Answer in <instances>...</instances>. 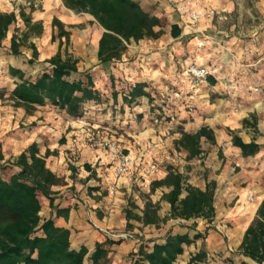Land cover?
I'll list each match as a JSON object with an SVG mask.
<instances>
[{
    "label": "crops",
    "instance_id": "0c3cea01",
    "mask_svg": "<svg viewBox=\"0 0 264 264\" xmlns=\"http://www.w3.org/2000/svg\"><path fill=\"white\" fill-rule=\"evenodd\" d=\"M136 1L149 14L160 20L165 18L169 28L173 23L182 27L177 12L179 4L199 11H204L208 5L223 6L227 13L237 5L236 0H214L210 3L206 0ZM254 1L262 17L257 26L245 27L237 23L227 31L217 28L208 18H201L196 23L199 30L209 32L214 37V44L197 48L190 35L181 30L178 37L169 36L170 41L160 37L131 41L120 60L101 64L96 52L103 29L91 15L65 7L62 0H0L1 12L14 11L18 14L19 10H23L32 23H40L42 27L41 34L30 35L19 48V54L13 55L9 50L10 37L25 30L24 23L18 18L17 23L9 27L0 47V90H7V93H0V177L7 179L17 170L12 164L13 160L32 143L36 144L40 156L49 152L45 164L61 179L60 184L51 187L53 204L67 208L68 214L66 218L55 217L54 210L48 207L47 200L43 198L40 215L55 217L57 225L70 230L72 249L87 248L86 264H89L88 256L95 244L103 242L107 232L113 233L112 226H117V219L121 221L120 232L134 233L140 241L125 239L106 246L109 249V264H132L135 257L131 258V254L136 252L139 244L148 242L151 245L163 241L162 236L171 224H161L157 228L153 224L143 226L130 221L132 227L127 228L124 210L130 206L122 204L125 197L131 198L130 203L137 207L133 212L141 214L145 201L159 202L158 216L168 215L169 204L160 200L167 189L158 187L150 190L151 182L162 178L167 166L145 184H141V179L136 184L131 183L128 181L129 174L117 176L116 158L94 148L89 141L87 125L91 123L113 127V139L125 152L137 153L146 149V137L156 141L155 135L148 133L150 128L143 127L148 119H153L149 114L153 104H149L145 97L130 106L123 104L121 98L114 100L109 93L111 79L115 83L121 82V85L146 82L160 95L168 94L169 103L174 104L167 111L171 116L169 124H180L187 132H194L202 126L213 131L214 143L201 140L202 153L192 159L193 165L186 159L183 166L171 165L186 175L187 182L193 186L204 188L207 181L215 182V214L211 222L194 219L182 221L183 226L173 227L172 233H205L190 245L183 246V253L174 264H257L237 251L246 227L264 198V0ZM53 18L69 31L71 50L63 37H57V28L52 26ZM89 38L91 55L83 49ZM155 41L160 45L153 46L152 42ZM172 41L163 51L161 44ZM60 43L61 52L66 47L67 52L78 60V72H90L102 100L85 103L79 118L68 117L48 103L36 106L30 114L21 107H14L8 96L18 79L11 75L9 68L20 70L25 78L48 72L45 61L55 54ZM181 43L186 44L182 46ZM30 44L35 46L38 53L32 63L28 62L32 57ZM141 46L153 48V51L146 55H135V48ZM170 61L174 67L168 68L165 63ZM190 63L206 66L209 76L198 84H192L185 71ZM176 64L181 68L178 69ZM74 75L70 77L71 80ZM158 99L159 96L153 102H160L161 99ZM140 127L143 129L141 132ZM134 128H139L137 134ZM175 135L173 139L179 136L178 133ZM232 135L243 143L258 145L257 152L243 156L240 148L232 144ZM150 149L154 153L161 152L158 144H153ZM146 160L152 158L146 157ZM137 171L138 168L134 166L129 172L137 174ZM248 193L253 195L251 201L246 199ZM191 223L195 224V230L188 229ZM201 250H205L206 259L203 262H189L190 256Z\"/></svg>",
    "mask_w": 264,
    "mask_h": 264
},
{
    "label": "trees",
    "instance_id": "16d2710c",
    "mask_svg": "<svg viewBox=\"0 0 264 264\" xmlns=\"http://www.w3.org/2000/svg\"><path fill=\"white\" fill-rule=\"evenodd\" d=\"M65 7L91 15L95 22L103 29L97 44L96 56L99 63H110L121 59L131 42L142 39H157L162 31L160 18L144 11L136 0H62ZM18 18L25 25V30L20 34H12L9 50L11 54H19L30 35H39L42 32L40 23H32L23 10L18 14L14 11H0V47L11 25L17 23ZM52 26L57 28V37L69 41V31L62 24L52 19ZM181 34L178 24H171L169 35L176 38ZM54 39V36H52ZM58 50L45 62L49 71L37 77H24L20 70L9 68L11 75L18 81L8 98L13 101L14 107H21L27 114L32 113L36 106L46 103L63 111L68 117L79 118L83 113V105L87 102H99L101 94L97 91L93 77L85 72L83 79H70L78 72V60L67 52V49ZM33 59L37 58V51L33 44L29 45ZM209 76V75H208ZM207 76V77H208ZM206 77V78H207ZM191 80V78L189 79ZM110 95L116 100L121 98L122 103L128 106L136 104L141 97L147 98L152 104L158 98L159 92L146 82L134 84H114L111 79ZM195 85V84H194ZM149 87V88H148ZM174 104L170 103L167 109L157 105V111L163 118H167V111ZM155 110L150 109V114ZM104 126V125H103ZM106 126V125H105ZM178 138L173 140L177 151L185 153L186 160H192L201 155V140L214 143L212 129L202 126L194 132H187L182 125H175ZM231 142L239 147L243 156L253 155L258 150V145L253 142L243 143L237 136L232 135ZM45 152L38 154L36 144L32 143L14 160L13 166L17 170L7 179L0 177V264H86L87 248L82 246L78 250L70 247V230L57 225L55 217L66 218L67 208H59L53 204L51 187L60 184L61 179L46 166ZM165 187L160 200L169 204V213L159 217V202L145 201L141 214L133 212L137 209L131 204V209L124 210L125 226L131 228L130 221H136L143 226L153 224L157 228L167 225L168 230L162 236L163 241L153 242L151 245L140 243L132 264H174L177 257L183 253V246H188L196 239L203 237L200 232L190 235L188 232L172 233L176 225L183 226L182 221L202 219L210 223L214 217V190L215 182L210 180L204 188L193 186L187 182V176L171 166L166 167V174L151 182L150 190ZM48 202V207L54 210L55 217H42L41 200ZM195 224L189 225V230H195ZM129 233L130 239H139L134 233ZM125 240L117 235L106 233V239L96 243L94 250L88 256L89 264H109L108 253L113 243ZM140 240H138L139 242ZM237 251L250 258L257 264H264V198L258 205L255 215L246 227ZM206 259L205 250L198 251L189 258V262H203Z\"/></svg>",
    "mask_w": 264,
    "mask_h": 264
},
{
    "label": "built area",
    "instance_id": "2783aa9c",
    "mask_svg": "<svg viewBox=\"0 0 264 264\" xmlns=\"http://www.w3.org/2000/svg\"><path fill=\"white\" fill-rule=\"evenodd\" d=\"M206 1L210 3L214 0ZM177 12L179 20L182 22V32L186 35H190L197 48H203L207 45L214 44L215 39L212 35L199 30L196 27V23L203 17L216 22H222L226 18L227 9L223 6L214 7L208 5L204 11H199L179 4L177 5ZM185 71L191 78L192 84H198L209 75V69L206 66L197 65L195 63L188 64ZM255 90H257V88H255ZM87 132L89 141L94 148L104 151L116 158L115 172L117 176L121 177L129 174V182L137 183V181L141 179V184H145L148 179L157 176L160 172L158 163L153 160H146L148 155L147 149H142L137 153L129 150H126L125 152L124 149L119 146L117 141L112 138L110 134L111 132L106 126L89 124L87 125ZM134 166L138 168L137 174L129 172ZM246 199L251 201L253 199L252 193H248ZM109 234L112 236L117 235L123 239H130L132 237L129 233L125 232Z\"/></svg>",
    "mask_w": 264,
    "mask_h": 264
},
{
    "label": "rangeland",
    "instance_id": "374dc122",
    "mask_svg": "<svg viewBox=\"0 0 264 264\" xmlns=\"http://www.w3.org/2000/svg\"><path fill=\"white\" fill-rule=\"evenodd\" d=\"M236 2H237V5H235L233 10H231L229 13H227V16H226L224 21L216 22L214 20H211V23H213L219 29L230 31L229 30L230 27L234 24L236 25L237 23L239 25H244L246 27L247 25H256L257 26L261 22V20H262L261 13L259 12V9L256 6L254 0H252V1L251 0H236ZM204 19H207V18H204ZM161 22L163 25L162 26L163 33L160 36V39H167L166 41H170L169 23L166 21L165 18L161 19ZM86 23H88V21ZM249 29H251V28H249ZM205 33L210 34L209 32H206V31H205ZM90 41H91V38H89V41L87 43H85L83 46L84 51L88 55H91V53H92ZM173 42L174 41H172L170 43H168V42L162 43L161 46L164 47V48H162L163 51H165V47L169 46V44H171ZM152 43H153V46L154 45H156V46L160 45V43L157 41L152 42ZM71 44H72V42L70 41V44H68L70 50L72 49ZM184 44H186V43H181L182 46H185ZM220 44L222 45V43H220ZM156 49H158V48H156ZM149 51H153V48H146V47L141 46V47L135 48L133 53L135 55H146ZM157 51H160V50H157ZM165 66L168 68L174 67L173 63L171 61H170V63H165ZM176 67L178 69L181 68V66L179 64H176ZM85 72H88V70H81L78 73H76L73 77L83 79L84 78L83 74ZM88 73H90V72H88ZM0 79H1V77H0ZM114 84L117 85V83H115V82H114ZM0 93H2V94L7 93V90H5V89L0 90ZM159 97L161 99V100L158 99V100H160V102H152V104H153L152 108L155 110L154 114L152 115L153 119H148V123L143 127L144 128L149 127L150 130L148 133H150L151 135L154 134L156 137L155 138L156 141H154V142L151 140L150 137L145 138V139H148V145L146 148L148 150L147 157H148V159L152 158L153 161L158 163L160 170L161 169L164 170V168L166 166H171V165L183 166L184 161H185V156H184L183 152L177 151L173 146V140L175 139V138L173 139V137L176 136L175 133L177 130V128L175 126L176 124H172V125L169 124V122L171 121V116L168 115L167 118H163L161 116V114L158 113L159 111H157V108H156L158 105L157 103H160L162 105V107H164V109H167L168 105H170V103H169L170 97L166 93H164L163 96L159 94ZM94 124L96 125V123H94ZM97 124L104 125V126L106 125V124H100V123H97ZM129 126L130 125H127V127H129ZM106 127L110 130V132H111L110 134L113 138V136H115V134L111 131L113 127H109V125H106ZM128 129H132V128H128ZM134 129H136V130H134ZM134 129L133 130L135 131V134H137V132H138L137 130L139 128H134ZM141 130H143V129H141V127H140V132H141ZM153 144L154 145L158 144L160 146V149H161L160 153H157V152L154 153L151 151L150 148L153 146ZM136 145H138V144H136ZM193 161L194 160H190L189 163H192L191 165H193ZM137 189H139V188H136V190ZM130 199L131 198L126 199V197H125L123 199L122 204L124 206H130L131 207ZM40 200H42V198H40ZM116 222H117V226H112V232L115 234L123 233V232H120V230L122 229V227L119 226V223H121L120 219H117ZM203 234H205V233H203Z\"/></svg>",
    "mask_w": 264,
    "mask_h": 264
}]
</instances>
